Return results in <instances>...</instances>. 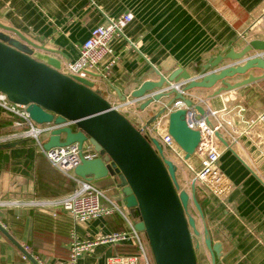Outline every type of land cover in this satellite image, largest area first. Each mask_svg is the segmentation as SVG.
<instances>
[{
	"label": "crops",
	"instance_id": "obj_1",
	"mask_svg": "<svg viewBox=\"0 0 264 264\" xmlns=\"http://www.w3.org/2000/svg\"><path fill=\"white\" fill-rule=\"evenodd\" d=\"M125 11L133 12L134 19L124 29L125 36L113 38L112 51L101 62L104 70L114 61L107 76L98 73L95 79L96 89L117 106L125 102L120 101L114 88L132 100L130 93L145 80L158 79L149 73L168 58L176 63L175 67L198 76L197 71L224 50H239L245 40L264 39V0H0V22L40 45L64 53L65 57L56 55L63 67L79 58V46L106 16L118 17ZM127 38L138 42V48L131 47ZM263 73L253 68L247 75L227 80L235 83L249 74ZM219 86L195 88L188 94L196 95L205 107L217 112L213 120L224 122L220 132L228 142L216 141L221 152L217 165L228 189L222 200L196 182L205 213V220L199 214L195 216L197 225L204 231L206 224L213 241L222 243L219 264H264V121L258 119L264 114V78L214 95ZM141 104L125 105L120 111L142 125L139 123H144L146 116L140 111ZM13 120V116L0 112V133L13 131ZM11 143L16 145L0 148V199H54L74 190V180L57 171L34 140ZM189 163L197 170L201 167L197 156ZM185 172L183 166L179 179L190 191L193 178ZM94 182L123 202L112 176ZM135 212L131 214L136 223L139 217ZM0 222L40 264H71L74 228L79 239L125 228L118 213L76 224L63 209L53 216L32 207H0ZM133 248L127 243L99 244L75 264H107L110 257L132 254L128 251ZM205 250L211 264L210 253ZM24 255L0 231V264H34Z\"/></svg>",
	"mask_w": 264,
	"mask_h": 264
},
{
	"label": "water",
	"instance_id": "obj_2",
	"mask_svg": "<svg viewBox=\"0 0 264 264\" xmlns=\"http://www.w3.org/2000/svg\"><path fill=\"white\" fill-rule=\"evenodd\" d=\"M212 57L197 71L198 76L168 58L159 68L149 73L158 79L145 80L130 93L134 103L141 101L140 111L145 113L144 129L156 130L163 120L167 132L184 153L188 161L196 152L201 133L187 122L193 112L194 120L205 119L213 126L210 110L190 92L195 88L210 89L219 95L264 78L249 74L241 81L231 83L227 78L247 75L253 68L264 71V39L244 41ZM59 51L40 45L13 27L0 22V91L15 103L27 106V111L38 123H52L55 128L44 143L46 149L85 141L94 145L100 156L82 159L74 173L88 181L112 176L116 188L123 195L128 208L135 209L139 221L135 226L146 236L155 264H199L198 252L204 246L210 253L212 264H219L223 254L221 242H214L208 226L203 233L197 219L190 213L193 203L199 216L205 220L203 207L198 199L196 179L190 191L182 187L178 163L166 157L169 146L160 139L143 133L124 113L96 89V81L62 71ZM66 56V55H65ZM64 56V57H65ZM95 78L99 75L93 73ZM186 80L181 89L175 84ZM120 101L127 95L114 88ZM71 121L73 125L65 123ZM217 137L228 142L216 131ZM16 143L1 144L11 148ZM0 231L34 264L39 261L29 253L0 222Z\"/></svg>",
	"mask_w": 264,
	"mask_h": 264
},
{
	"label": "built area",
	"instance_id": "obj_3",
	"mask_svg": "<svg viewBox=\"0 0 264 264\" xmlns=\"http://www.w3.org/2000/svg\"><path fill=\"white\" fill-rule=\"evenodd\" d=\"M133 19L134 14L131 11H125L118 17L106 16L100 25L92 29L88 39L79 46V58L66 64L62 68V71L68 75H76L94 81L97 78L92 75L93 73H100L103 77H106L114 61H111L104 70L100 68L101 62L112 51L110 44L113 38L125 36L124 29ZM127 39L131 47L138 48V42L132 41L129 38ZM259 55L264 56V50L260 51ZM186 83V80H182L175 84V87L181 89ZM134 101L136 100H128L120 106L114 105L118 110H122L125 105H132ZM0 112L14 117L12 121L14 130L0 133V145L18 140L32 139L49 163L57 171L72 178L76 183V187L72 192L54 199H0V207L39 208L50 212L53 216L57 215L58 209H63L72 215L76 224L118 213L125 222V228L121 230L109 233L99 232L91 239H79L76 229L72 230L69 263L75 264L79 257L92 251L99 244L127 243L138 248L140 252L110 257L107 264H155L146 236L136 228V223L131 217L133 209L128 208L124 200L122 203L117 202L104 189L74 173V169L81 164L82 159L92 160L100 156V153L95 149L93 144L85 141L82 147L78 143H73L46 149L44 143L55 126L52 123L36 122L31 118L26 105L12 102L2 91H0ZM193 116V112H190L187 122L191 128L197 129L201 133V141L195 153L205 155L213 150L216 141L219 140L216 131L225 128V124L224 122L217 123L213 120L217 117L216 111H210V118L214 123L213 126L208 125L205 119L196 121ZM258 119L264 121V114H261ZM252 123L255 122L253 121ZM67 124L73 125L71 121H67L65 125ZM163 125L164 128L161 130ZM138 127L149 137H156L160 139L165 147H170V150L166 152L167 158L172 159L181 167L188 165V161L185 162L183 159L184 153L173 137L167 132V125L163 120H160L155 125L156 130L154 128L144 129L143 125H138ZM42 136H45L47 139H42ZM220 155L221 153L211 154L210 156L206 155L205 167L199 172L194 171L191 166L189 168L194 171V179L197 182L204 185L209 191L223 200L228 186L224 184V174H222L217 165ZM4 226L6 227V225ZM24 257L26 256L24 255Z\"/></svg>",
	"mask_w": 264,
	"mask_h": 264
},
{
	"label": "rangeland",
	"instance_id": "obj_4",
	"mask_svg": "<svg viewBox=\"0 0 264 264\" xmlns=\"http://www.w3.org/2000/svg\"><path fill=\"white\" fill-rule=\"evenodd\" d=\"M127 114V116L129 115L128 113H126ZM131 116V115H130ZM130 116H128V118H130ZM130 120H132L133 122H134V120L132 119V118H130ZM135 123V122H134ZM163 128H164V125L161 127V130H163ZM46 137L44 136H42V139H45ZM209 153V152H208ZM208 153H206L205 155H200L199 153H195L192 157H194V156H197V158L200 160V163H201V167L197 170V169H195V168H193L191 165V163H189V160H188V165H185L184 166V172L185 173H188V176H189V172H190V176L192 175V178L194 179L195 178V173H194V171H196V172H199V171H201L202 169H204V165H205V160H206V155L207 156H210L211 154H217V153H221L220 152V148H219V146H218V144H217V142H216V144H215V146H214V148H213V150L208 154ZM191 157V158H192ZM189 166H191L192 168H193V170H190V168H189ZM186 169V170H185ZM189 176V177H190ZM101 179H99V180H96V182H98V181H100ZM180 181H181V179H179ZM96 182H94V183H96ZM105 192L107 193V192H109L108 191V189H106L105 188ZM108 195H110L109 193H107ZM114 196H112V198H113ZM114 199V198H113ZM114 200H116L117 202H119L120 200H118V199H114ZM189 210H190V213L192 214V215H194V216H197L198 215V212H197V210H196V208H195V206L193 205V203L190 205V208H189ZM138 214V213H137ZM135 215H133V214H131V217H132V219H133V217H134ZM199 216V215H198ZM138 217H139V215H138ZM139 219V218H138ZM133 221H135L134 219H133ZM198 226V225H197ZM202 233H203V228H202V226L200 225V227L198 228ZM140 252V250L138 249V248H133L131 251H128V253H139ZM208 254H207V252H206V250H205V248H204V246L202 247V250L201 251H199L198 252V262H199V264H209V256H207ZM211 264H212V262H211Z\"/></svg>",
	"mask_w": 264,
	"mask_h": 264
},
{
	"label": "trees",
	"instance_id": "obj_5",
	"mask_svg": "<svg viewBox=\"0 0 264 264\" xmlns=\"http://www.w3.org/2000/svg\"><path fill=\"white\" fill-rule=\"evenodd\" d=\"M198 199H199V198H198ZM199 201H200V203H201L202 206H203L202 200L199 199ZM133 210L136 211L135 209H133ZM135 213H137V211H136Z\"/></svg>",
	"mask_w": 264,
	"mask_h": 264
}]
</instances>
